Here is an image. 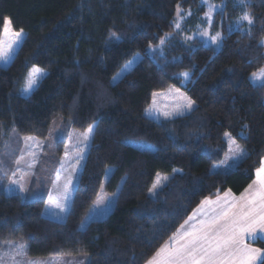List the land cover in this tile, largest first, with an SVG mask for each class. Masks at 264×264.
Instances as JSON below:
<instances>
[{"label": "trees", "instance_id": "1", "mask_svg": "<svg viewBox=\"0 0 264 264\" xmlns=\"http://www.w3.org/2000/svg\"><path fill=\"white\" fill-rule=\"evenodd\" d=\"M202 1L0 0L7 57L0 59V147L14 129L46 139L59 115L67 132L95 126L64 221L45 215L47 194L23 201L0 190V249L22 241L35 258L89 255V264H147L203 200L226 191L239 195L250 185L264 159V87L250 80L264 69V0H216L222 10L212 32L223 37L219 48L186 41L177 31L181 10L192 13L191 28L202 21ZM245 13L254 23L237 30ZM138 53L139 64L112 84ZM34 66L48 75L22 96ZM184 73L190 74L185 85ZM170 86L183 89L194 110L170 121L147 118L153 95ZM225 133L247 156L229 173L213 172L227 151ZM133 140L155 150L128 144ZM111 166L104 189L118 193L116 206L82 230ZM175 170L152 197L157 175ZM252 244L264 248V240Z\"/></svg>", "mask_w": 264, "mask_h": 264}, {"label": "rangeland", "instance_id": "2", "mask_svg": "<svg viewBox=\"0 0 264 264\" xmlns=\"http://www.w3.org/2000/svg\"><path fill=\"white\" fill-rule=\"evenodd\" d=\"M236 1L243 3V0ZM202 4L206 7V13L201 18L202 21L200 23H197L195 26L192 25V27L194 26L193 28L188 26V20L192 13L182 10L179 11L176 23L179 25L176 27L177 31L186 41L200 39L207 45L219 48L221 46V41L214 43L211 41L210 37L216 35L212 32V25L216 14L222 10V4L216 0H203ZM8 21L9 20H7V22ZM238 24L240 25L239 27L243 25H245V27L249 26L247 21L240 20ZM204 33L207 35H203ZM155 50L156 49H153V51ZM133 57H136L134 61ZM133 57L129 60L133 61V63L129 65L127 71L121 74V69H123L129 61L114 76L117 77L118 74H120L117 79H112V84H116L130 73L142 59V55L139 53ZM44 72L48 75L47 71L44 70ZM181 77L184 85L190 80V74L188 77L182 74ZM259 83L258 81L256 84ZM25 84L26 80L20 90V94L22 96H29L33 91L25 94ZM183 98L193 101L183 89L174 86H170L164 91L156 92L153 95L151 104L145 111V115L147 118L154 121L164 122L190 114L195 107V103L193 104L192 110L185 111L182 115L176 114L175 112L176 106L185 102ZM165 113H170L171 115L165 116ZM63 120L64 118L61 115L53 120L49 135L46 139H41L36 136H22L14 129L5 137L0 147V190L7 195H19L23 201H29L47 194L45 215L58 221H64L68 216L73 194L80 178L95 130V126L93 125L90 127L93 129L92 133L88 132L89 128L86 131L70 130L67 132L66 129L63 128ZM63 138H66V142L64 143L63 153L59 156V142L63 140ZM225 141L227 143V151L223 159H221L219 163L213 165V172L229 173L247 156L245 148L235 140L236 143L244 149L245 155L239 159H226V157L231 154L226 136ZM128 144L142 150H155V146L146 141L133 140L128 141ZM114 170V167H108L101 192L81 224L82 230L94 220L106 219L114 210L118 193L109 194L104 189L106 182L110 179ZM177 173H179L178 170H175L172 174L159 173L154 183L158 186L155 191H153V187L151 188L150 195L155 197ZM17 180L19 184L12 183V181ZM21 185L23 186V190L21 189ZM57 204L61 205V207H56ZM18 245H24L23 249L17 247ZM89 263V255L30 257L28 255V245L22 241L8 242L0 249V264Z\"/></svg>", "mask_w": 264, "mask_h": 264}, {"label": "snow or ice", "instance_id": "3", "mask_svg": "<svg viewBox=\"0 0 264 264\" xmlns=\"http://www.w3.org/2000/svg\"><path fill=\"white\" fill-rule=\"evenodd\" d=\"M240 20L247 21L249 25L254 23L252 17L247 13ZM239 26L237 24V30H239ZM250 33L251 29H249ZM203 35L207 34L204 33ZM15 36L18 40L21 34L15 33ZM110 38L115 40L119 39L116 33H111ZM210 39L215 43L222 41L223 37L220 33H216ZM261 43L264 44V41ZM0 59H7L3 48H0ZM135 59L136 57H133V61ZM133 61H129L121 69V74L127 71ZM45 75L47 73L44 70L34 66L26 78L25 94L38 88ZM183 75L188 77L189 74L184 73ZM118 76L113 79H117ZM250 80L254 84L259 81V86L264 87V69H261L259 73H253ZM183 99L185 102L178 104L175 108L176 114L182 115L185 111L192 110L194 101L187 98ZM168 115L171 114L165 113V116ZM92 131V128L88 129L89 133H92ZM225 136L229 142V151L231 154L226 159H239L245 155L244 149L236 143L231 133H225ZM257 175L260 181V188L254 198L241 197L242 203L239 205L237 211L232 210L237 207L236 204L225 208L224 204H227V200L224 201V204H220L218 201L220 211L210 221L206 222L202 234L190 241V246L185 245L183 249L177 250L176 259L168 261L167 264H264V248L252 247L247 242L249 240H264V165L257 169ZM12 183L19 184V181H12ZM157 186L156 184L153 185V191H155ZM21 189L23 190L22 185ZM205 203L211 202L205 201ZM56 207H61V205L57 204ZM17 247L23 249L24 245H18ZM163 251L164 249H161V252ZM157 255L159 256L160 254L158 253ZM149 264H156V261H150Z\"/></svg>", "mask_w": 264, "mask_h": 264}, {"label": "crops", "instance_id": "4", "mask_svg": "<svg viewBox=\"0 0 264 264\" xmlns=\"http://www.w3.org/2000/svg\"><path fill=\"white\" fill-rule=\"evenodd\" d=\"M262 165H264V159L261 166ZM259 188L260 181L256 170L254 180L241 194L237 195L232 191H226L214 198H207L203 200L181 226L179 232L161 248L164 249V251L161 252L160 249L158 251L160 255L158 256L157 253L150 261H156V264H167L168 261L175 260L177 250L183 249L185 245H189L190 241L200 236L205 228L206 222L210 221L213 216L220 211V207L217 203L218 201L220 204H224V201L227 200V204H224L225 208L231 206L232 204H236L237 207L232 210L237 211L239 209V205L242 203L241 197L252 199L256 196ZM226 194L228 195L226 196ZM205 201H210L211 203H205ZM247 242L250 243L252 247H256L252 244L253 241L249 240ZM149 262L147 264H149Z\"/></svg>", "mask_w": 264, "mask_h": 264}]
</instances>
